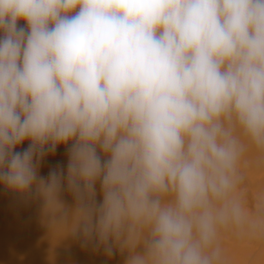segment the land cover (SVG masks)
<instances>
[{
  "label": "clouds",
  "instance_id": "clouds-1",
  "mask_svg": "<svg viewBox=\"0 0 264 264\" xmlns=\"http://www.w3.org/2000/svg\"><path fill=\"white\" fill-rule=\"evenodd\" d=\"M0 33V184L34 190L51 232L126 264L264 243V188L242 191L247 156L264 166V0H0ZM70 142L66 177L39 176Z\"/></svg>",
  "mask_w": 264,
  "mask_h": 264
},
{
  "label": "bare ground",
  "instance_id": "bare-ground-1",
  "mask_svg": "<svg viewBox=\"0 0 264 264\" xmlns=\"http://www.w3.org/2000/svg\"><path fill=\"white\" fill-rule=\"evenodd\" d=\"M20 22L22 23V21ZM25 26L27 29V25ZM0 37H2V33ZM29 145L30 141L26 140L17 146L15 151L23 152ZM70 147L71 142L66 145H58L54 153L49 152L40 162L38 175L47 179L50 171L61 170L66 177ZM249 155V160H246V164L250 161V165L248 164L247 166L251 170L250 173H252V170L254 173L256 170L253 162L254 159L256 161V158L253 159L252 156L254 154L252 155V153ZM250 158L253 160H250ZM254 165L255 168L259 169L256 164ZM251 166H253V169L250 168ZM261 167L264 168V166ZM263 168L262 170H264ZM256 174L258 175L255 172ZM258 177H260L259 180L263 179L261 176ZM261 182L260 186L264 183V179ZM255 185L257 190L261 188L256 182ZM96 191V200L99 203L102 201L99 182L96 185ZM61 199L67 209L70 210L74 207L75 199L73 194L67 190L66 183L61 192ZM49 225L50 217L44 212L43 199L34 190L28 195H21L8 190L3 184H0V264H126V252L121 253L119 249L114 248L113 254L109 256L103 246H97L95 239L91 242H85L79 234L64 235L62 231L51 232ZM225 244L227 245V242H224ZM239 247L238 245L237 248L239 249ZM256 253L257 255L261 254L260 252ZM256 253H251L250 251L248 254H252V256L255 254L256 256ZM248 254L246 255L248 256ZM246 255L245 258H248L249 256L247 257ZM261 256L264 257L263 254ZM254 258L252 257L251 259ZM259 258V263L263 264L264 260L262 263L260 256L255 259L259 261ZM251 261L248 263L251 264L253 262ZM232 264H237V262L235 263L234 260ZM255 264H258V262Z\"/></svg>",
  "mask_w": 264,
  "mask_h": 264
},
{
  "label": "rangeland",
  "instance_id": "rangeland-1",
  "mask_svg": "<svg viewBox=\"0 0 264 264\" xmlns=\"http://www.w3.org/2000/svg\"><path fill=\"white\" fill-rule=\"evenodd\" d=\"M21 23V22H20ZM20 23H18V24H20ZM22 23H23V21H22ZM22 23H21V25L20 26H18V27H23V28H25L26 29V23L24 22L23 23V25H22ZM25 26V27H24ZM0 35H1V33H0ZM2 35H3V33H2ZM253 155V154H252ZM250 156V155H249ZM253 157V159L255 158L254 157V155L252 156ZM253 159H251L250 158V160H253ZM246 160L248 161L249 159H248V156H247V158L245 159V161H244V164H243V162H242V168L244 169V171L246 172V180H245V182H244V185H243V189H242V191H243V193H244V195L248 198V200L251 202V201H253L254 200V198H255V195H256V193H257V186L255 185V182H256V184H258L259 186H260V183H262L261 181H263V179H264V170H262V168L263 167H261V166H258L257 165V162L255 161V159H254V162H253V166H254V169L256 170V171H254V173H253V170H252V173H250L251 172V170L249 169V167L247 166L248 164H249V162H247V164H246ZM252 162H251V164H252ZM254 164H256V166H258L259 167V169H257V167L255 168V165ZM250 165V164H249ZM253 166H251L250 168L251 169H253ZM261 167V168H260ZM264 169V168H263ZM259 171V172H258ZM262 171H263V173H262ZM255 172L256 173H258V175L256 174L255 175ZM258 176H261L263 179L262 180H259V178L260 177H258ZM250 184V185H249ZM262 185H263V188H264V183L263 184H261V188H262ZM250 186H252V187H250ZM255 186V187H254ZM258 186V187H259ZM245 188V189H244ZM255 193H254V192ZM251 196V197H250ZM224 242H227V245L225 244V248H226V250H227V253L228 254H230L229 256H230V258H231V262H233L234 263V260H235V263L237 262V264H249L250 263V261L252 262L251 264H255V263H257L258 262V264H261V263H259L260 262V258H259V261H257L256 259H258V256H260L261 258H262V263H263V258L264 257H262L261 255L263 254L264 255V243H262L261 244V242H256V241H247V240H245V241H235V240H233L231 237H225V240H224ZM259 243V244H258ZM235 245H237V246H235ZM238 245L241 247H239V249L237 248L238 247ZM227 246V247H226ZM260 247V248H259ZM236 248H237V250H236ZM234 249H235V251H234ZM261 249V250H260ZM233 250V251H232ZM247 250V251H246ZM242 251V252H241ZM251 251V253L253 252V253H256V252H260L261 254H259V255H257V253H256V256H255V254H253L254 256H255V258H254V256H252V254L251 255H249L248 253ZM256 251V252H255ZM238 252H239V254H238ZM245 252H246V254H248V256L245 254ZM240 253H242V254H240ZM245 255L250 259V261H249V259L248 258H245ZM254 258V259H251V258ZM234 259V260H233ZM255 261V262H254ZM249 262V263H248ZM264 264V263H263Z\"/></svg>",
  "mask_w": 264,
  "mask_h": 264
}]
</instances>
